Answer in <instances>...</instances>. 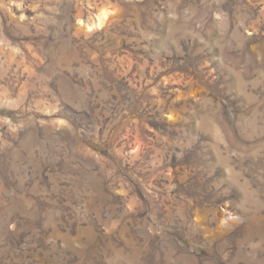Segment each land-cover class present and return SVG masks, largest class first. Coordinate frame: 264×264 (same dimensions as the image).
Instances as JSON below:
<instances>
[{
  "label": "rangeland",
  "instance_id": "rangeland-1",
  "mask_svg": "<svg viewBox=\"0 0 264 264\" xmlns=\"http://www.w3.org/2000/svg\"><path fill=\"white\" fill-rule=\"evenodd\" d=\"M0 264H264V0H0Z\"/></svg>",
  "mask_w": 264,
  "mask_h": 264
},
{
  "label": "bare ground",
  "instance_id": "bare-ground-1",
  "mask_svg": "<svg viewBox=\"0 0 264 264\" xmlns=\"http://www.w3.org/2000/svg\"><path fill=\"white\" fill-rule=\"evenodd\" d=\"M221 222L222 223H229L230 222V218H228V216L226 214H221Z\"/></svg>",
  "mask_w": 264,
  "mask_h": 264
}]
</instances>
